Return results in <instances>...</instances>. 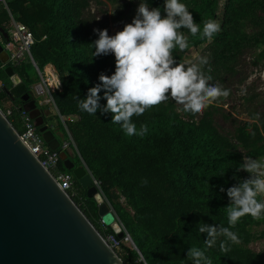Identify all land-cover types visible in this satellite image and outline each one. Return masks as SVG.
<instances>
[{"label": "trees", "instance_id": "16d2710c", "mask_svg": "<svg viewBox=\"0 0 264 264\" xmlns=\"http://www.w3.org/2000/svg\"><path fill=\"white\" fill-rule=\"evenodd\" d=\"M180 2L200 25L201 33L209 19L220 24V31L211 41L200 33L191 36L187 29L181 30L189 37V48L207 43L211 72L225 68L227 61L247 46L260 47L256 59L264 62V0ZM147 3L150 8L159 7L164 15V0H147ZM6 6L12 20L23 24L32 34L30 54L38 71L51 65L57 76L60 89L50 97L60 117H72L65 119L63 125L75 148L69 147L70 153L64 152L74 166L82 163L98 183L99 192L139 253L122 247L117 255L121 261L193 264L187 252L197 247L204 250L211 264H264V254L248 248L251 242L264 240V228L257 233L251 231L264 224V215L258 220L246 215L231 228L241 243L231 245L226 254L219 248L223 237L216 246L207 249L206 233H199L197 228L199 223L229 226L227 189L249 176L237 169L244 158L264 157V113L259 127L254 123H239L231 136H225L215 128L213 112L208 107L199 115L183 110L179 113L168 99L140 116H133L137 134L128 136L119 124L112 123L111 113L102 112L106 105L103 90L99 93L101 108L95 115L81 111L74 99L77 96L85 99L88 90L100 83L101 74L111 76L115 71L111 54L93 56L95 49L91 45L98 39L94 29H100L92 27L83 17L89 1L8 0ZM8 21L7 12L0 6V29ZM244 22L255 27V33L250 36L242 33L239 27ZM186 50L175 49L174 58L180 60ZM12 70L28 89L34 82L29 74L32 72L34 80L37 79L27 62ZM47 73L46 82L52 86L55 76L49 69ZM0 81V110L3 111L2 103L9 104L10 111L5 117L18 132L21 102L6 96L10 84L4 69H0ZM141 125L147 126L142 136ZM63 140L67 138L64 136ZM57 168L70 173L60 160ZM74 187L79 199L72 198L73 202L95 226V203L85 196V190L75 180ZM113 192L123 200L124 207L113 201ZM107 233L112 232L108 229ZM139 257L142 262L138 261Z\"/></svg>", "mask_w": 264, "mask_h": 264}, {"label": "clouds", "instance_id": "9594fccd", "mask_svg": "<svg viewBox=\"0 0 264 264\" xmlns=\"http://www.w3.org/2000/svg\"><path fill=\"white\" fill-rule=\"evenodd\" d=\"M163 12L162 16L159 7L150 8L147 0H139L135 17L122 31L110 36L106 29H94L98 39L91 45L95 49L93 56L112 54L115 71L111 76L101 74L100 83L88 90L85 99L74 97L81 111L95 115L101 108L99 93L103 90L106 105L102 112L111 113L112 123L119 124L128 136L137 134L133 116H140L169 98L181 105L184 112L195 115L202 114L213 100L228 95L221 86L209 83L211 76L204 75L202 66L209 63L206 57H198V63H178L173 56L175 49L189 48V37L182 29H187L191 36L200 33L211 41L220 31V24L209 19L201 33L200 25L180 0H164ZM146 132L147 126L141 125L139 135ZM241 170L249 174L248 178L226 193L230 200L226 207L229 226L197 225L199 233H206L207 249L223 237L219 248L228 253L231 245L241 243L231 228L246 215L257 220L264 215V199H258L264 198V159L244 158L237 169ZM187 257L193 264H211L204 250L197 247L190 248Z\"/></svg>", "mask_w": 264, "mask_h": 264}, {"label": "water", "instance_id": "95a60500", "mask_svg": "<svg viewBox=\"0 0 264 264\" xmlns=\"http://www.w3.org/2000/svg\"><path fill=\"white\" fill-rule=\"evenodd\" d=\"M1 35L6 39L5 33ZM5 59L0 53V62ZM4 74L10 84L6 96L21 102V110L47 148L58 152L63 168L70 171L85 196L95 203L96 216L121 239L124 229L110 205L98 189L90 193L93 179L89 171L82 163L74 166L66 153L59 151V142L44 120L50 114L48 109L29 95L28 87L11 67L4 68ZM136 253L139 254L137 250ZM0 264H124L19 139L1 110Z\"/></svg>", "mask_w": 264, "mask_h": 264}, {"label": "rangeland", "instance_id": "374dc122", "mask_svg": "<svg viewBox=\"0 0 264 264\" xmlns=\"http://www.w3.org/2000/svg\"><path fill=\"white\" fill-rule=\"evenodd\" d=\"M89 6L83 12V17L92 27L100 30H107L110 36L118 31H122L126 24L132 22L139 6V0H88ZM119 5V6H118ZM118 6V7H117ZM114 11V12H113ZM256 15L262 17V14L256 12ZM239 30L247 36L255 33V27L250 24H244ZM207 43L201 44L196 48H189L180 55L178 63L192 61L198 63V57H206L209 61V53L205 49ZM260 50L257 46L242 47L240 51L225 64V68H217L212 71L209 63L202 66L205 76H211L209 81L212 85L221 86L222 90H227V96H221L213 100L208 110L212 111V121L215 128L222 135L231 136L234 128L239 123H254L260 126L264 113V62L256 59V54ZM111 60L115 63V58L111 54ZM257 61L253 65V61ZM37 77V75H36ZM40 83L38 77L34 85ZM37 100H43L44 97H37ZM171 100V98H169ZM174 104L177 112L182 111V106ZM3 113L9 109L7 102L2 103ZM199 115V114H198ZM55 121V118H53ZM258 159H264L258 158ZM93 186L90 193L95 192ZM113 201L124 207L123 200L116 192L112 193ZM264 228V224L258 228L251 229L252 232H258ZM248 248L253 252L264 254V240L251 242Z\"/></svg>", "mask_w": 264, "mask_h": 264}, {"label": "built area", "instance_id": "2783aa9c", "mask_svg": "<svg viewBox=\"0 0 264 264\" xmlns=\"http://www.w3.org/2000/svg\"><path fill=\"white\" fill-rule=\"evenodd\" d=\"M8 0H0V6L7 12L9 16V21L2 29H0V53H4L6 59L2 63L0 62V69L6 67H18L22 63H29L33 68L35 74L37 75L40 83L33 87H29V90L33 97H42L46 94L49 98H45L41 101V106H47L52 104L50 99V94L54 91L60 89V85L57 79V76L54 74L56 82L52 86L47 84V76L45 67L41 72L36 68L30 54V47L34 43V39L30 31L21 23L15 22L12 20L8 13L6 6ZM1 32L6 34V39L1 35ZM51 73V71H50ZM2 89V83L0 81V91ZM8 114V112H6ZM5 115V114H4ZM19 121V139L23 144L28 148V150L34 155L42 165V167L48 171L52 176L58 187L63 190L71 199L78 198L77 190L74 187V178L68 172L60 171L57 168L58 152L50 151L46 144L43 142L40 134L37 132V128L34 127L33 123L28 119L25 112L22 110L18 115ZM50 129V128H49ZM69 147H73V144L68 137L67 140H63L59 146V151L68 150ZM74 148V147H73ZM93 179V178H92ZM93 186L98 189V183L92 181ZM79 199V198H78ZM94 228L103 238L104 242L112 249L117 255L121 251L122 247H127L128 249L136 253L135 247L132 245L130 238L124 231V236L121 239H117L112 233H107L109 229L100 218L97 217ZM138 261H141V258H138Z\"/></svg>", "mask_w": 264, "mask_h": 264}, {"label": "crops", "instance_id": "0c3cea01", "mask_svg": "<svg viewBox=\"0 0 264 264\" xmlns=\"http://www.w3.org/2000/svg\"><path fill=\"white\" fill-rule=\"evenodd\" d=\"M45 71H46V74H47V76H48V73H47V70L49 69L51 72H53L54 74H55V71H54V69H53V67L51 66V65H46L45 66ZM52 73V74H53ZM34 74H35V72H34ZM52 74L50 75L51 77H52ZM56 75V74H55ZM29 77H30V79H32L33 81H35L34 80V77H33V73L31 72L30 74H29ZM53 78V77H52ZM8 79V78H7ZM53 79H55V78H53ZM37 85V84H36ZM33 86H35L34 85V82H33V84L30 86V87H33ZM59 91V90H58ZM42 97H44V99L46 98H49L46 94H44ZM34 99H35V101L40 105L41 104V99L40 100H37L35 97H34ZM43 99V100H44ZM50 99H51V97H50ZM41 106V105H40ZM41 107H44V108H46V109H48V111H49V115H50V117L48 118V119H46L45 121H46V123H47V126H48V128H50V130L53 132V134H54V137L57 139V141L59 142V146H60V144H61V142L63 141V139H64V136L68 139V133H67V131H66V129H65V127H64V125H63V121L65 120V119H72V117H68V118H63V117H60L58 114H57V110H56V108L53 106V104H49V105H47V106H41ZM10 111V109H8V111L7 112H9ZM53 118H55V121H53ZM67 152L68 153H70V150H67ZM66 157H67V153H66ZM68 159H69V157H67Z\"/></svg>", "mask_w": 264, "mask_h": 264}, {"label": "bare ground", "instance_id": "6f19581e", "mask_svg": "<svg viewBox=\"0 0 264 264\" xmlns=\"http://www.w3.org/2000/svg\"><path fill=\"white\" fill-rule=\"evenodd\" d=\"M55 82H56V79L53 80V83H55Z\"/></svg>", "mask_w": 264, "mask_h": 264}]
</instances>
